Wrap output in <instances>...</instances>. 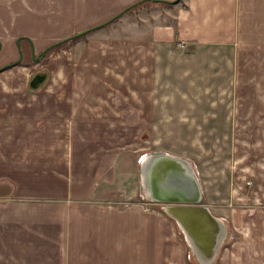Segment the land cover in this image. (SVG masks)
Returning <instances> with one entry per match:
<instances>
[{
    "label": "crops",
    "instance_id": "crops-1",
    "mask_svg": "<svg viewBox=\"0 0 264 264\" xmlns=\"http://www.w3.org/2000/svg\"><path fill=\"white\" fill-rule=\"evenodd\" d=\"M140 2L169 12L127 13ZM55 43L56 82L30 90L35 56ZM224 52L230 107L259 124L252 146L264 140V0H0V264H162L172 221L141 195L143 125L165 86L225 77ZM259 197L237 219L264 233Z\"/></svg>",
    "mask_w": 264,
    "mask_h": 264
},
{
    "label": "rangeland",
    "instance_id": "rangeland-1",
    "mask_svg": "<svg viewBox=\"0 0 264 264\" xmlns=\"http://www.w3.org/2000/svg\"><path fill=\"white\" fill-rule=\"evenodd\" d=\"M138 4L129 7L127 13L137 16L138 12L145 11L149 14L151 7L162 8L161 13L169 12L165 11V5ZM141 14L143 16L144 13ZM85 33L78 37L84 38ZM178 45L181 46L180 43ZM58 47L57 44L50 46L43 54L35 56V69L46 76L50 68L56 70ZM224 53L225 77L212 74L214 78L206 81L208 84H189L184 89L173 87L171 90L165 86V93H156L154 122L143 125L145 130L137 153L167 154L192 163L201 182L202 202L228 228L227 237L218 247L212 264H264V233L257 229L259 218L251 221L237 219L249 213V209L259 210V193L264 190V155L257 154V151L264 147V140L256 144L257 140L253 139L251 146V137L259 124L250 123L249 108L230 107L233 96L228 72L231 60L230 52ZM213 70L211 68L210 72ZM56 80V75L49 73L48 82ZM178 105L180 107H176ZM256 193L258 201L254 200ZM254 210L250 213L260 216ZM171 226V231L162 235V264H199L190 257L188 247L173 222Z\"/></svg>",
    "mask_w": 264,
    "mask_h": 264
},
{
    "label": "water",
    "instance_id": "water-1",
    "mask_svg": "<svg viewBox=\"0 0 264 264\" xmlns=\"http://www.w3.org/2000/svg\"><path fill=\"white\" fill-rule=\"evenodd\" d=\"M46 75L35 73L30 89L40 86ZM142 198L163 203L160 211L174 224L199 264H212L218 247L227 237L226 223L202 204V192L192 163L167 154H144L138 161Z\"/></svg>",
    "mask_w": 264,
    "mask_h": 264
},
{
    "label": "trees",
    "instance_id": "trees-1",
    "mask_svg": "<svg viewBox=\"0 0 264 264\" xmlns=\"http://www.w3.org/2000/svg\"><path fill=\"white\" fill-rule=\"evenodd\" d=\"M142 2V1H141ZM138 4V3H137ZM132 6V5H131ZM114 18H116V17H114ZM89 30H91V29H89ZM89 30H87V31H89ZM87 31H83V32H81V33H79V34H77V35H74V36H72V37H69L68 38V40L69 39H74V38H76V37H78V36H81V35H83L85 32H87ZM56 44H58V43H55L54 45H56ZM54 45H51V46H54ZM47 50V48L43 51V52H41V54H43L45 51ZM7 66H10V64L9 65H6L5 67H7Z\"/></svg>",
    "mask_w": 264,
    "mask_h": 264
}]
</instances>
